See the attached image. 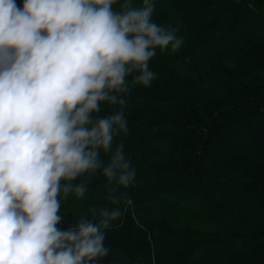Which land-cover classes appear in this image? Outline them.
Listing matches in <instances>:
<instances>
[{
	"label": "trees",
	"instance_id": "16d2710c",
	"mask_svg": "<svg viewBox=\"0 0 264 264\" xmlns=\"http://www.w3.org/2000/svg\"><path fill=\"white\" fill-rule=\"evenodd\" d=\"M152 21L183 44L157 49L149 87L120 94L128 132L113 148L123 144L134 182L78 177L85 196L61 195L57 227L120 208L97 264H264V0H154ZM118 110L102 102L98 115Z\"/></svg>",
	"mask_w": 264,
	"mask_h": 264
},
{
	"label": "clouds",
	"instance_id": "9594fccd",
	"mask_svg": "<svg viewBox=\"0 0 264 264\" xmlns=\"http://www.w3.org/2000/svg\"><path fill=\"white\" fill-rule=\"evenodd\" d=\"M118 2L0 0V264H97L110 251L105 231L122 210L94 206L93 219L61 230L60 197L84 198L87 181H72L85 174L134 182L123 144L113 148L128 132L120 94L149 87L157 49L183 44L177 28L152 21L154 0ZM102 102L119 110L100 116Z\"/></svg>",
	"mask_w": 264,
	"mask_h": 264
}]
</instances>
